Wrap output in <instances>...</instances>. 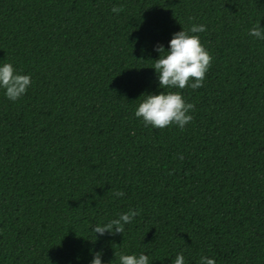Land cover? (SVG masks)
Wrapping results in <instances>:
<instances>
[{
	"label": "trees",
	"instance_id": "1",
	"mask_svg": "<svg viewBox=\"0 0 264 264\" xmlns=\"http://www.w3.org/2000/svg\"><path fill=\"white\" fill-rule=\"evenodd\" d=\"M122 8L119 14L113 7ZM264 0H0V66L29 75L0 88V264H264ZM213 57L184 129L145 127L160 94L154 62L173 34ZM191 34V33H190ZM123 191L122 198L113 193ZM138 210L123 234L97 225ZM99 236V234H96Z\"/></svg>",
	"mask_w": 264,
	"mask_h": 264
},
{
	"label": "clouds",
	"instance_id": "2",
	"mask_svg": "<svg viewBox=\"0 0 264 264\" xmlns=\"http://www.w3.org/2000/svg\"><path fill=\"white\" fill-rule=\"evenodd\" d=\"M121 11L122 8L115 6L112 8L113 13L119 14ZM206 30L205 25L194 24L188 31L182 30L174 33L167 51L162 45L155 47L154 50L160 55L157 60L153 61V69L163 91L158 95L144 94L141 96L144 99L135 110L134 115L136 118L142 119L145 127L165 129L175 125L184 129L187 124L192 122L193 117L189 113L195 109V105L186 103L180 91L165 92L164 89L183 90L190 87L195 90L203 86L213 57L201 44L197 34ZM248 35L258 40H264V28H261L258 23L248 31ZM31 85V77L18 74L12 64L5 63L0 66V88L4 89L5 96L10 101L15 102L26 95ZM113 195L122 198L125 193L116 191ZM139 214L138 210H129L127 213L120 214L118 219L110 220L104 225H97L92 229L95 233V242L105 234L111 236L123 234L125 225L130 224ZM102 255V251L93 253L91 264H102ZM119 264H150V260L143 253L139 255L120 254ZM174 264H185L182 252L176 255ZM199 264H216V261L202 256Z\"/></svg>",
	"mask_w": 264,
	"mask_h": 264
}]
</instances>
